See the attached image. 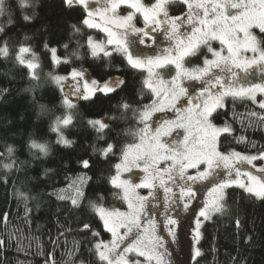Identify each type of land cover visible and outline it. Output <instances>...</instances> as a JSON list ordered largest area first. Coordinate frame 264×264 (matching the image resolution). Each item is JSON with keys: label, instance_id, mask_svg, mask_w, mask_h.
<instances>
[{"label": "snow or ice", "instance_id": "obj_1", "mask_svg": "<svg viewBox=\"0 0 264 264\" xmlns=\"http://www.w3.org/2000/svg\"><path fill=\"white\" fill-rule=\"evenodd\" d=\"M62 3L70 12L77 8L82 10L84 15L79 23L86 29H98L106 34L104 40L88 34L83 44L78 42V49L84 48L93 60L106 61L102 65L106 71L96 78L82 65H73L71 57L58 55L56 47L44 44L53 68L72 65L65 74L53 71L44 77V83H51L58 90L59 104L68 113L57 116L52 122L50 130L57 134L56 144L72 148L75 143L65 136L64 129L72 126L70 113L80 102L96 104L129 88L126 76L107 72L114 67L113 53L122 58L127 68L148 73L137 94L131 99L122 97L118 105L120 118H127L131 113L136 125L125 129L123 134L138 142L121 146L116 137L110 142L105 132L111 131L109 123L105 119H87V126L96 131L103 146L94 145L92 155L78 157L74 163L80 171L67 187L53 186L47 194L50 199L55 197L68 205L63 210L57 208V212L80 214L78 232L83 239L73 241L66 253L69 256L66 264H174L169 249L171 244L179 242L182 214L189 211L194 213L195 224L190 259L198 264L196 258L203 253L195 245L202 238L200 229L205 223L217 215H232V204L247 201L264 205V145L247 135L251 130L264 138V0H154L150 5L142 0H62ZM34 5L35 0H0V57L11 56L13 38L10 33L19 20L27 24L33 19L35 13H27ZM122 6L125 15L120 14ZM175 6H183L176 15L170 11ZM140 18L143 27L137 26ZM70 27L83 38L81 27L77 24ZM157 32L175 42L173 50L148 55L139 46L146 45L147 40L155 42L153 34ZM28 39L30 37L25 35L24 40ZM214 41L219 42V49L213 47ZM72 57L83 59L78 51H74ZM201 57L203 67L197 66L191 71L184 67L186 58ZM15 61L27 69L28 78L33 82L24 91L34 92L42 86L41 76L36 71L40 68V55L31 46L20 42ZM170 65H174L175 75L168 81L153 71L154 68L163 71ZM234 69L243 70L245 75L241 77ZM257 69L262 74L261 83L248 79ZM123 70L115 66L117 73ZM185 78L201 81L199 97H190L188 89L178 83ZM145 88L151 93L147 103L144 102ZM8 91L0 89V99ZM160 97L166 103L161 102ZM181 97H187L184 102L187 107H178ZM239 106L245 111L239 112ZM165 107L174 109L176 118L150 124L153 114L165 111ZM46 111L41 105V113ZM119 135L117 133V137ZM230 138L249 150L240 152L230 145L225 146L224 141ZM27 146L37 166L53 154L48 142L30 138ZM117 150L120 162L113 165L114 174L106 176L102 165L115 156ZM15 153L12 146L6 147V153H0V157L8 161L0 162L2 185L13 182L14 171H26V166H30L29 161H18ZM59 160L57 168L44 167L41 175L54 177L61 171L71 170L70 157L60 156ZM141 164L146 173L141 183L122 178L123 172H131ZM198 183L204 185L207 197L193 208L201 191ZM138 188L150 191L140 195ZM158 190H162V198ZM16 196L24 201L26 221L34 210H40L39 197L33 198L37 201L33 209L29 206V197L19 189ZM109 196L125 203L127 210L108 207ZM154 209L159 211L154 214ZM8 215L0 214V224L7 226ZM236 215L235 224L239 229L238 208ZM161 232H166L167 237ZM104 234L110 239H103ZM14 237L17 251L23 250L20 237L9 233L7 238H0V254L9 249ZM251 239L248 236L245 242ZM52 243L55 246L59 240ZM6 261V256L0 258V264ZM45 264H55L51 253L46 256Z\"/></svg>", "mask_w": 264, "mask_h": 264}, {"label": "trees", "instance_id": "obj_2", "mask_svg": "<svg viewBox=\"0 0 264 264\" xmlns=\"http://www.w3.org/2000/svg\"><path fill=\"white\" fill-rule=\"evenodd\" d=\"M144 1L149 3L153 0ZM182 10L183 6L170 8L172 14ZM33 13L35 14L29 23L25 24L19 20L15 30L10 33L13 38L10 42L11 56L8 59L0 57V89H9L0 99V153H6V147L12 146L16 149L15 157L18 161L30 162V166H26V171H14L11 174L13 182L7 185L0 184V214H9L7 226L0 224V238H7L9 233H15L20 237L23 249L17 251L15 247L17 241L14 237L10 241L9 249L0 254V258L6 256V264H45L46 256L51 253V259L55 264H66L69 260L66 253L72 248L73 241L83 239V236L78 232L80 214H70L66 211H63L62 214L57 212V208L63 210L68 205L57 201L55 197L50 199L47 194L52 191L53 186L57 189L67 187L71 179L80 171L79 166L74 163L78 157L87 158L92 155L94 145L103 146V141L97 139L96 131L87 126V119H105L111 127V131L105 130L106 138L110 142L114 137L119 140L121 146L138 141L123 134L125 129L135 128L136 125L131 113L127 114V118H120L121 111L118 105L122 97L131 99L137 94L142 86L141 81L146 78V72L145 70L137 71L127 68L122 64V58L113 53L114 67L108 69L107 72L112 75L126 76L129 88L124 92L114 94L110 100L105 99L96 104L80 102L77 109L70 113L73 116L72 126L64 129L65 136L75 143L72 148L56 144L57 134L50 130L52 122L57 116L62 117L68 113L59 104L58 90L51 83H44V77L48 72L53 71L65 74L72 65L62 64L53 68L49 55L44 49V44L48 43L50 46L56 47L58 55L71 57L73 65L85 66L96 78H99L106 71L102 67L106 61L93 60L86 54L84 48L78 49V42L83 44L88 34L102 40L105 35L98 29H86L79 23L84 15L82 10L77 8L70 12L64 7L62 0H35L34 7L29 9L27 14L33 15ZM71 24L81 27L83 38L81 35L73 33ZM25 35L30 39L24 40ZM20 42L31 46L40 55V68L36 71L41 76L42 86L35 88L34 92L24 91L25 88L31 87L33 82L28 78L27 69L15 61ZM65 44L68 45L67 49L64 48ZM74 51H78L83 59L72 57ZM205 54L207 55V53ZM202 60V57L186 58L184 64L188 67L202 66ZM115 66L122 67L124 70L117 73ZM173 72L174 68L170 65L168 69L162 71V74L170 76ZM144 93L146 97L144 102L147 103L149 102L147 98L151 96L150 90L145 88ZM41 105L48 111L41 113ZM238 111L244 112L245 108L239 106ZM117 133H120L118 137ZM247 135L250 139L264 145V138L260 133H253L250 130ZM30 138L40 143L48 142L52 148L53 154L39 166H37V162L32 161L27 146ZM224 145H230L240 152L249 150L245 145L231 141V138L225 140ZM60 156L71 158L73 161L70 166L71 170L61 171L54 177H43L41 175L43 168H57ZM92 158L96 159L95 156ZM119 161L120 152L117 150L116 155L102 165L106 176L114 174L113 165ZM0 162L8 161L4 157H0ZM89 174L91 175V173ZM0 175H3L2 168H0ZM33 176L39 177V179H28ZM17 189L29 197V206L33 209L37 202L36 199H33L34 197H39L41 203L40 210H34L27 221L24 211L25 204L23 199L16 196ZM125 205L111 196L108 197V207L124 208ZM232 208V215H217L212 221L202 226V238L198 247L203 255L196 258L198 264H264V205L244 201L238 205L232 204ZM237 208L241 221L239 229L235 224ZM61 232L64 234L60 235ZM248 236H251L252 239L246 243ZM109 237L108 234H104L103 239L106 240ZM57 239L59 243L54 246L52 241ZM41 251L43 254H38Z\"/></svg>", "mask_w": 264, "mask_h": 264}, {"label": "rangeland", "instance_id": "obj_3", "mask_svg": "<svg viewBox=\"0 0 264 264\" xmlns=\"http://www.w3.org/2000/svg\"><path fill=\"white\" fill-rule=\"evenodd\" d=\"M142 2L145 3L146 5H150V4L154 3V0L152 2H149V3L144 1V0H142ZM179 13H176V14H179ZM120 14L121 15L126 14V11L124 10L123 6L120 10ZM176 14H174V15H176ZM97 19L99 20V17H97ZM137 26L143 27L142 18L139 19V23L137 24ZM104 35L106 38L105 33H104ZM153 35L155 36V42H153L152 40H147L146 45H140L139 46L141 49H143V51L145 53H147L148 55H158V54H162L164 52V50H168L169 52H171L173 50L172 46L175 43L174 41H170L162 32H157V33H154ZM100 40H102V39H100ZM212 44H213V47H215L217 49L220 48V44L218 41H214V42H212ZM249 55H251V54L249 53ZM25 57L30 58L28 56V54H25ZM208 58H212L210 54L208 55ZM183 63H185V61H183ZM171 66H173L174 72L170 76H166V75L162 74V70H160V69L154 68L153 71L158 73L159 76L163 80L168 81V80H170L172 75H175V67H174V65H171ZM197 66H199V65H197ZM197 66L188 67V66H185V64H184V67L189 71L196 68ZM83 67H85V66H83ZM199 67H203V63H202V66H199ZM85 68H87V67H85ZM234 71H237L241 77H243L245 75L244 71L241 69H234ZM251 71H252V69H249V72H251ZM89 72L92 74V72L90 70H89ZM145 72H146V78H147L148 73L146 70H145ZM114 75H120V74H114ZM92 76H94V75L92 74ZM261 76H262V74L257 69L255 75L249 76L248 79L253 83H261L262 82ZM178 83L182 84V86H184L188 89V95L190 97H199V94L201 92V87H202L201 81L191 80V79L185 78V79L178 81ZM158 99L161 100V102H165L163 97H160ZM186 99H187V97H181L180 104L178 105V107L180 105L187 107V105L184 103ZM176 115H177V113L174 109L165 107V111L154 113L152 120H150L149 123L152 124L153 121H155L158 124V123H161L164 119H173L174 120L176 118ZM179 131L182 132L183 130L181 129ZM248 167H250V166H248ZM142 169H143V164H141V167H133L131 172H123L122 178H128L131 180L132 183L139 184L142 182L143 178L146 175V173ZM197 187L200 188L201 191L198 192V194H197V200L193 203V208H196V206L199 205L200 202L207 197V192L204 188V185L198 183ZM136 191L140 195H147L148 192L150 191V189L138 188V189H136ZM158 194L160 195L161 198L164 195L162 190H158ZM110 208H112V207H110ZM120 210H122V211L127 210V205H125L124 208H120ZM156 211H159V209H154V214ZM182 215H183V219L181 221V227L178 230L179 242L176 244H171V247L169 249L171 254H172L171 259L174 262V264H194V262L190 259V255H191V251H192V245H193V236L195 235V233L193 231V229L195 227L194 213L192 211H189L187 214H182ZM200 231H201V229H200ZM161 235H164L165 237H167L166 232H161ZM109 239H110V237H109ZM106 240H108V239H106ZM195 246L198 247V244H196Z\"/></svg>", "mask_w": 264, "mask_h": 264}]
</instances>
